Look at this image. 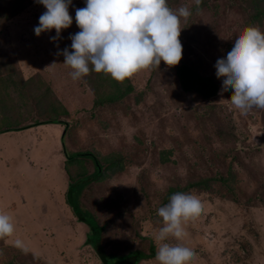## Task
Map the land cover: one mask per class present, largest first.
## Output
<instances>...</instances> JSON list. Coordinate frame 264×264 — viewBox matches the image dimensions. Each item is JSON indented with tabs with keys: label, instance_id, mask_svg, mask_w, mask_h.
Returning <instances> with one entry per match:
<instances>
[{
	"label": "rangeland",
	"instance_id": "rangeland-1",
	"mask_svg": "<svg viewBox=\"0 0 264 264\" xmlns=\"http://www.w3.org/2000/svg\"><path fill=\"white\" fill-rule=\"evenodd\" d=\"M85 3L72 0L73 23L53 42L55 29L34 32L42 4L0 0V131L11 129L0 134V213L15 224L0 239V264H103L86 243L93 224L77 229L67 204L69 184L79 183L77 192L80 176L96 172L89 158L68 169L69 179L65 155L75 152L102 164L100 178H84L78 201L103 227L105 254L140 251L154 256L140 264H159V244L180 241L155 239L164 226L158 209L173 194L194 192L203 210L182 223V241L196 253L189 264H264V109H237L233 90L220 94L215 68L246 27L264 32V0H167L177 14L180 7L192 13L180 18V63L162 60L123 82L95 71L73 80L57 55L71 50L70 35L81 31L76 9ZM188 70L210 81L215 95L185 89ZM32 159L46 171L35 177ZM123 260L111 256L107 264Z\"/></svg>",
	"mask_w": 264,
	"mask_h": 264
},
{
	"label": "clouds",
	"instance_id": "clouds-1",
	"mask_svg": "<svg viewBox=\"0 0 264 264\" xmlns=\"http://www.w3.org/2000/svg\"><path fill=\"white\" fill-rule=\"evenodd\" d=\"M36 2L47 10L39 17L35 34L39 37L55 29L51 40H60L62 30L73 23L69 14L72 0ZM201 2L196 0L197 6ZM178 13L168 6L167 0H86L84 8L76 9L75 19L81 31L70 35L71 50L65 47L57 55H63L64 64L73 70V80L95 71L123 82L141 70L159 68L162 60L168 66L178 65L183 53L180 18L192 14L187 7H180ZM215 68L217 78H222L220 94L233 90L230 101L237 109L242 113L264 109V32L255 26L246 27L226 57L216 61ZM202 210L203 203L194 192L173 194L169 203L158 209L164 226L155 239L165 241L171 235L180 241L174 245L159 244V264H189L194 258L195 251L182 241V223L199 216ZM14 232L12 217L0 213V239ZM14 245L28 251L19 239Z\"/></svg>",
	"mask_w": 264,
	"mask_h": 264
},
{
	"label": "trees",
	"instance_id": "trees-1",
	"mask_svg": "<svg viewBox=\"0 0 264 264\" xmlns=\"http://www.w3.org/2000/svg\"><path fill=\"white\" fill-rule=\"evenodd\" d=\"M188 72L191 73L192 75H190L187 79L184 76L183 82L185 83V89H191V88L196 86V89L206 98L215 95L216 87L212 86V84H209L210 81L204 80L203 78H201L197 75H194L190 70H188ZM187 80L191 83L190 86H187ZM56 122H59V121L47 122V123H43V124H49V123L55 124ZM31 127H33V126H31ZM27 128H30V127L29 126L24 127V128L19 127V128L12 130V131L20 132V131H23ZM10 131H11V129L10 130L9 129L8 130H2V131H0V134L7 133ZM65 134H67V131L65 132ZM65 157L67 160V165H69V166H66V170H67V173L69 175V179H71V175H70V171L68 169H70L71 166L74 167V166L80 164L82 160H89V158H90V160L94 161L93 163H94V166L96 168L95 169L96 172H94V174H91L90 176H88V175L80 176L81 178H79L78 181L80 182L82 187L80 185L79 188H81V189H79L77 192H75L74 189H75V187H77V185L79 183L69 184L68 192L66 195V200H67V204L71 207V209L73 210V212H74L75 216L77 217V219L79 220V222L85 223L87 225L89 223L93 224V226L88 225V227L90 229V233L88 234V239H87L86 243H87V245H89L93 249H95V251L99 255L102 263L107 264V262L109 261L111 256H113L115 258H122L123 257L124 260L121 262V264H140L145 260H149V259L153 258L154 257L153 254L147 255V254L140 252V251H136V252H133L131 254H128L127 256H121V257L115 256V255L105 254V251L102 248V244H101L103 227H101L89 213L83 212L82 208L80 207L79 201H78L80 194L84 190V187L86 185V180L91 179L92 175H94V178H100V176L102 175V172H103L102 164L97 159V157L94 154H92L91 152H75L72 154L66 153ZM32 160H34V159H32ZM43 164H45V163H43ZM225 179L226 178H224L223 180L225 181ZM88 180H87V182H88ZM83 182H85V183H83ZM202 184H204V183H202ZM95 225H96V228H95ZM96 229L99 230V233L96 232ZM96 233H97V235H96ZM96 236L98 238V241L94 242V240L96 239Z\"/></svg>",
	"mask_w": 264,
	"mask_h": 264
},
{
	"label": "crops",
	"instance_id": "crops-1",
	"mask_svg": "<svg viewBox=\"0 0 264 264\" xmlns=\"http://www.w3.org/2000/svg\"><path fill=\"white\" fill-rule=\"evenodd\" d=\"M19 134H23V132L22 131H20V132H18ZM59 135H60V137H59ZM58 135V137L61 139V134H59ZM56 139L57 138H54L53 140H54V142H56V144H58L59 146H60V141L59 142H57L56 141ZM62 140V139H61ZM21 152V151H20ZM24 153L22 152V162L25 164V163H27L26 162V160H24ZM54 162V161H53ZM47 164V163H46ZM46 164H40V163H35V161L34 160H32V161H30L29 162V164H28V169L30 170V171H32L33 173L32 174H34L35 175V177L36 176H38V174L39 173H41V172H45L46 171V169H47V166H46ZM55 168V164L53 163V165H52V167H51V171H52V169H54ZM58 168H59V170H60V168H61V162H58ZM78 224V227H77V229H85V227H86V225L84 224V223H77ZM81 225V226H80ZM75 226H77V225H75Z\"/></svg>",
	"mask_w": 264,
	"mask_h": 264
}]
</instances>
